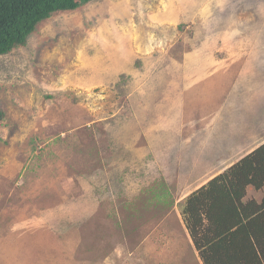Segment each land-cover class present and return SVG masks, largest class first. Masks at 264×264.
I'll return each instance as SVG.
<instances>
[{
  "label": "rangeland",
  "instance_id": "1",
  "mask_svg": "<svg viewBox=\"0 0 264 264\" xmlns=\"http://www.w3.org/2000/svg\"><path fill=\"white\" fill-rule=\"evenodd\" d=\"M83 3L0 56V264H202L186 197L264 143V0Z\"/></svg>",
  "mask_w": 264,
  "mask_h": 264
},
{
  "label": "trees",
  "instance_id": "2",
  "mask_svg": "<svg viewBox=\"0 0 264 264\" xmlns=\"http://www.w3.org/2000/svg\"><path fill=\"white\" fill-rule=\"evenodd\" d=\"M85 1L0 0V56L24 45L39 22ZM249 187L262 191L260 201L244 200ZM182 216L202 264H264V143L187 196Z\"/></svg>",
  "mask_w": 264,
  "mask_h": 264
},
{
  "label": "clouds",
  "instance_id": "3",
  "mask_svg": "<svg viewBox=\"0 0 264 264\" xmlns=\"http://www.w3.org/2000/svg\"><path fill=\"white\" fill-rule=\"evenodd\" d=\"M219 175V174H218Z\"/></svg>",
  "mask_w": 264,
  "mask_h": 264
}]
</instances>
